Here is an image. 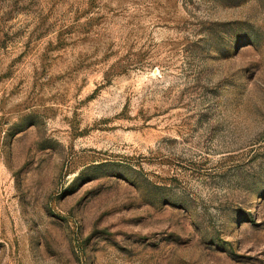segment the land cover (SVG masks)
Instances as JSON below:
<instances>
[{"label": "rangeland", "instance_id": "rangeland-1", "mask_svg": "<svg viewBox=\"0 0 264 264\" xmlns=\"http://www.w3.org/2000/svg\"><path fill=\"white\" fill-rule=\"evenodd\" d=\"M0 264H264V0H0Z\"/></svg>", "mask_w": 264, "mask_h": 264}]
</instances>
